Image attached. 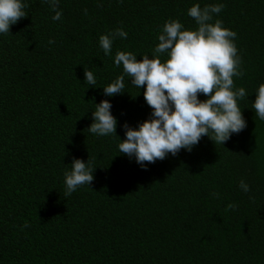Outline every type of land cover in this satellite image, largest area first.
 I'll list each match as a JSON object with an SVG mask.
<instances>
[{
	"label": "trees",
	"instance_id": "1",
	"mask_svg": "<svg viewBox=\"0 0 264 264\" xmlns=\"http://www.w3.org/2000/svg\"><path fill=\"white\" fill-rule=\"evenodd\" d=\"M27 3L0 34V264H264V121L251 109L264 83V0H59L55 21L44 0ZM194 3H222L213 21L236 33L242 75L233 83L247 94L238 102L246 127L142 169L117 145L121 124L150 115L143 86L125 76L119 95L102 87L122 74L116 51L151 58L166 20L194 29ZM116 28L127 37L105 56L98 37ZM101 99L117 137L87 130ZM73 158L88 159L93 180L65 196Z\"/></svg>",
	"mask_w": 264,
	"mask_h": 264
},
{
	"label": "clouds",
	"instance_id": "2",
	"mask_svg": "<svg viewBox=\"0 0 264 264\" xmlns=\"http://www.w3.org/2000/svg\"><path fill=\"white\" fill-rule=\"evenodd\" d=\"M54 13L53 21L61 18L59 0H44ZM27 0H0V34L9 33L10 26L26 16ZM224 7L222 3L192 4L187 16L194 20V29H185L175 19L166 20L156 39L151 58L129 51H116L112 62L122 67V74L102 87L105 97L119 95L128 83L140 90L151 109L150 115L135 127L121 124L124 138L117 145L125 155L142 169L147 164L175 156L181 149L191 151L202 136L222 145L230 136L246 127L238 102L246 99L243 87H234L233 77H240L241 60L234 43L236 33L223 27L213 16ZM127 32L116 28L98 37L105 56L109 55L116 38H126ZM53 41L49 40V44ZM166 59L161 61V55ZM84 81L95 85L92 71L83 70ZM202 95L204 99L198 97ZM110 100L94 103L91 123L87 130L96 136L115 135L117 119L110 111ZM251 109L264 121V83L257 86ZM116 136V135H115ZM117 137V136H116ZM147 162V164L145 163ZM93 167L88 159L73 158L70 170L64 172V195L93 180ZM237 187L247 193L249 185L240 180ZM213 196L216 193H212ZM235 205L229 203L228 208ZM26 226V225H25Z\"/></svg>",
	"mask_w": 264,
	"mask_h": 264
}]
</instances>
